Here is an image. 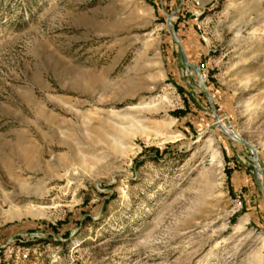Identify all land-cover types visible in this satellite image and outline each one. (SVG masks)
<instances>
[{
	"label": "rangeland",
	"instance_id": "1",
	"mask_svg": "<svg viewBox=\"0 0 264 264\" xmlns=\"http://www.w3.org/2000/svg\"><path fill=\"white\" fill-rule=\"evenodd\" d=\"M0 264H264V0H0Z\"/></svg>",
	"mask_w": 264,
	"mask_h": 264
},
{
	"label": "water",
	"instance_id": "2",
	"mask_svg": "<svg viewBox=\"0 0 264 264\" xmlns=\"http://www.w3.org/2000/svg\"><path fill=\"white\" fill-rule=\"evenodd\" d=\"M234 137H235V135L234 134H232Z\"/></svg>",
	"mask_w": 264,
	"mask_h": 264
}]
</instances>
